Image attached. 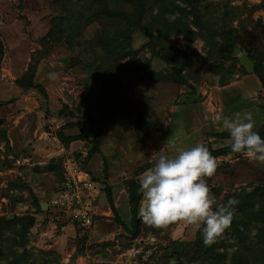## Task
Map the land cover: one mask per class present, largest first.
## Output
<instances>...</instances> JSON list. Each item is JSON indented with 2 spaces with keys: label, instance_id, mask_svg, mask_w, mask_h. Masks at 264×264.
Returning a JSON list of instances; mask_svg holds the SVG:
<instances>
[{
  "label": "rangeland",
  "instance_id": "374dc122",
  "mask_svg": "<svg viewBox=\"0 0 264 264\" xmlns=\"http://www.w3.org/2000/svg\"><path fill=\"white\" fill-rule=\"evenodd\" d=\"M53 1L0 0V49L4 52L0 59V221L13 215L34 219L27 249L29 261L35 264H170L172 260L175 264H232L238 241L228 235H223L228 238L227 246L218 249L219 253L226 251L218 263L204 257L190 261L196 255V226L178 221L156 228L141 220L135 236L117 222L105 189L99 203L94 202L99 207L91 230L60 213L51 200L58 191L65 158L75 157L77 152L85 155L95 134L100 151L87 167L104 186H111L118 214L129 223L131 182L140 169L152 166L160 152L173 153L194 143L208 148L227 145L228 138L218 136L225 130L211 118L217 112L251 110L258 130L264 123L263 87L242 59L244 55L249 58L247 50L264 53V0H203L225 5L220 15L231 18L237 45L234 57L221 59L226 68L235 65L227 83L206 62L210 45L199 37L190 41L177 33L168 42L192 57L191 71H198L189 81L192 86L155 80L157 73L173 71L175 65L152 54L147 43L154 34L143 22L134 27L133 47L138 49V56L118 62L112 72L115 79L106 82L110 94L92 101L90 112L84 109L89 106L86 95L94 87V77L81 68L75 58L77 52L62 43L38 62L36 88L23 90L15 83L39 55V41L60 12ZM99 27L93 23L83 36L93 38ZM50 73H55V78H50ZM65 104L77 115L58 114ZM205 111L208 120L204 119ZM85 118L91 138L75 140L65 147L58 130L75 121L80 125L66 132L77 133ZM52 160L57 164L55 170L49 165ZM216 162L213 176L204 178L216 203L236 198L245 188L264 189V165L257 166L239 153L216 157ZM41 201L47 202V209H39ZM80 246L82 251L78 250ZM1 259L0 264H6Z\"/></svg>",
  "mask_w": 264,
  "mask_h": 264
},
{
  "label": "trees",
  "instance_id": "16d2710c",
  "mask_svg": "<svg viewBox=\"0 0 264 264\" xmlns=\"http://www.w3.org/2000/svg\"><path fill=\"white\" fill-rule=\"evenodd\" d=\"M53 2L59 7L60 12L51 19V27L39 41L42 50L29 63L27 70L15 81L23 90L37 87L35 74L38 69V62L45 55L50 54L56 44L62 43L72 52H77L75 58L77 62H81L79 63L81 68L85 72L91 73V76L94 77V87L86 95L89 106L84 109L87 112L92 111L94 107L92 101L95 102L100 100L101 96L110 94L111 87L106 82H108V79H115L114 76L116 75L113 73L114 75L112 76V72H115L113 69H115L118 62L138 56V49L133 47L134 27L143 22L148 24L154 34L153 40L147 43V46L153 52L152 54L167 64H174L176 67L181 68L180 72L171 70L159 72L155 80H171L178 84L192 86L189 81L193 77V73L195 75L198 73L197 70L191 71L193 65L192 57L189 53L182 47L168 42L170 36L175 33L183 34L190 41L195 40L197 37L203 39L207 45H210V49L207 51L209 59L206 62L211 63L213 72L221 75L223 83H227L231 78L230 72L234 70L235 65L232 64L230 68H226L225 60L222 61L221 59L234 57L237 41L235 33L232 31L231 21L229 22L231 18L228 19L227 14L220 15L221 12L219 11L225 5H221L222 7L219 5L215 6L216 3L211 1L203 3V0H54ZM190 16H192V19L189 22L186 19ZM93 23H98L100 26L95 36L93 38L84 37V30ZM247 51L249 58L254 62L253 72L258 76L262 84L264 96V53L260 50ZM3 54L4 52L1 48L0 59ZM86 58L87 62H85ZM211 58L218 62L214 63ZM58 114L77 115L66 104ZM76 125H80L79 122L69 121L58 130L57 136L65 147H69L75 140L91 138L88 126L86 127L88 125L86 118L79 132H66L67 128H72ZM258 131L264 137V123L259 127ZM218 136L228 138L229 134L227 131H223ZM99 151V137L95 134L91 138V147L88 152L85 155L82 154L83 152H77L75 158L88 169L87 162ZM209 151L215 158L233 153L228 144L210 147ZM49 165L53 170L57 167L54 161L50 162ZM147 168H142L136 173L129 187L131 218L129 223L118 214L111 186H104L102 181L89 169L95 181L99 183L100 189L94 202L99 203L98 197L105 189L107 199L116 214L117 222L126 230L132 231L135 236L136 234L138 235L141 228V219L138 215V205L141 196L137 191L139 187L137 176ZM63 179L62 172L58 187ZM236 196L239 203L234 206L236 211L232 224L223 234L238 241L232 264H254L264 261V189L261 186L252 190L245 188L237 193ZM94 202L92 211H95V213L93 214L92 224L83 225L78 220H73L74 223L83 229L91 230L94 226L93 224L96 223L97 208L99 206L95 207ZM38 207L41 209L40 204ZM58 211L65 213L72 220L65 210L58 208ZM33 225L34 219L28 215H13L1 219L0 256L1 260H6V264H35L29 261L27 249V235ZM253 228H255V233L252 235ZM223 235L212 246L206 247L199 229L196 239V255L190 261L204 257L213 258L217 263L220 262L226 251H223V254L219 253L218 249L221 246L226 247L228 241V238L226 237L225 239ZM20 248L22 250H19ZM257 249L260 253L257 252ZM78 250L82 251L83 249L80 246ZM178 264L185 263L179 261Z\"/></svg>",
  "mask_w": 264,
  "mask_h": 264
},
{
  "label": "clouds",
  "instance_id": "9594fccd",
  "mask_svg": "<svg viewBox=\"0 0 264 264\" xmlns=\"http://www.w3.org/2000/svg\"><path fill=\"white\" fill-rule=\"evenodd\" d=\"M49 76L55 78L56 74ZM211 118L228 132L227 143L233 153L257 166L264 165V137L257 130L251 110L217 112ZM204 119H209L207 111ZM216 169V158L205 144L194 143L173 153L160 152L152 166L137 177L141 196L138 215L142 222L156 228L178 221L196 226L204 245L212 246L230 228L234 206L239 203L235 197L216 203L204 179L213 176Z\"/></svg>",
  "mask_w": 264,
  "mask_h": 264
},
{
  "label": "built area",
  "instance_id": "2783aa9c",
  "mask_svg": "<svg viewBox=\"0 0 264 264\" xmlns=\"http://www.w3.org/2000/svg\"><path fill=\"white\" fill-rule=\"evenodd\" d=\"M62 170L64 179L51 204L65 210L72 221L76 219L83 225L92 224L95 213L92 207L100 192L99 183L74 156L65 158Z\"/></svg>",
  "mask_w": 264,
  "mask_h": 264
},
{
  "label": "water",
  "instance_id": "95a60500",
  "mask_svg": "<svg viewBox=\"0 0 264 264\" xmlns=\"http://www.w3.org/2000/svg\"><path fill=\"white\" fill-rule=\"evenodd\" d=\"M242 61L244 62L245 65H247L249 71H253L254 70V62L251 59H249L247 57V55H244L243 56ZM173 71L180 72L181 71V68L180 67L173 66ZM41 207H42V209H47L48 208L47 202L41 201ZM170 264H175V260H172Z\"/></svg>",
  "mask_w": 264,
  "mask_h": 264
}]
</instances>
